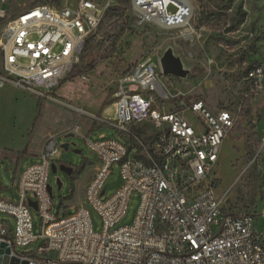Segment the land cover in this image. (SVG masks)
<instances>
[{
	"label": "built area",
	"instance_id": "built-area-1",
	"mask_svg": "<svg viewBox=\"0 0 264 264\" xmlns=\"http://www.w3.org/2000/svg\"><path fill=\"white\" fill-rule=\"evenodd\" d=\"M36 4L9 18L0 37V88L12 86L48 97L79 64L87 40L116 0H59ZM138 25L194 32L193 0H128ZM5 10L0 17H5ZM158 61L141 58L116 81L117 136L92 140L78 124L97 166L83 204L69 214L53 212L48 190L56 135L42 143L38 162L27 165L15 184L17 201L0 199V243L26 264H264V229L256 215L224 209L213 190L214 168L224 139L234 127L228 109L212 110L200 100L165 109L168 100ZM263 76L249 70L252 80ZM81 114V111H79ZM191 116V118L189 117ZM136 128V129H134ZM134 129V130H133ZM122 135V136H120ZM124 137V138H123ZM121 186L104 199L101 190L114 164ZM138 206L129 225L118 226L128 202ZM28 199L36 201L40 234L33 233ZM101 219L94 232L89 210ZM34 252L18 249L35 241Z\"/></svg>",
	"mask_w": 264,
	"mask_h": 264
},
{
	"label": "rangeland",
	"instance_id": "rangeland-1",
	"mask_svg": "<svg viewBox=\"0 0 264 264\" xmlns=\"http://www.w3.org/2000/svg\"><path fill=\"white\" fill-rule=\"evenodd\" d=\"M59 0H0V37L9 18L36 4L59 3ZM194 16L191 22L194 32L185 29L159 30L153 26L137 24L129 3L123 7V27L113 28V21L100 22L89 38L75 73L68 75L56 90L72 96L83 89L82 80L88 72L102 81L110 101L113 100L117 79L141 58L160 62L165 53L177 58L183 76L161 74L162 83L169 95L160 104L165 109H182L194 100H200L212 110L228 109L234 117V127L224 139L217 164L214 168L213 190L224 203V209L254 212L255 226L264 228V0H193ZM121 29L123 33H121ZM260 67L263 76L252 80L249 70ZM63 86V88H62ZM62 88V89H61ZM55 90V91H56ZM23 91V90H22ZM48 97H55L54 92ZM19 89L0 88V125L10 128L13 117L17 128L24 129L38 113L39 100L44 104L48 97H37ZM25 96V97H24ZM15 98L17 101H15ZM70 99L68 98L67 101ZM106 103V102H104ZM48 106L47 113L62 114V105ZM110 104V103H109ZM108 107L106 105L104 108ZM72 111V110H70ZM43 112V111H42ZM43 115V114H42ZM191 118V116L189 115ZM107 112V119L113 120ZM42 117L32 127V133L41 124ZM136 129V128H134ZM133 129V130H134ZM31 131V129H30ZM112 126L104 123L91 132L89 138L117 136ZM122 136V135H120ZM124 138V137H123ZM58 154L49 165L48 185L51 187L53 212L62 216L72 213L75 205L83 202L84 185L93 175L96 157L86 148L81 135L72 131L55 137ZM251 146L247 150L246 146ZM88 160V162L86 161ZM90 161L92 163H90ZM36 158H25L14 172L10 164L2 165L3 187L0 199L17 201L13 176ZM85 163L76 188L70 181L74 165ZM119 164L112 166L103 189L104 199L109 198L121 186ZM74 195L70 197L71 190ZM138 206L137 195H132L127 211L118 226L131 224ZM33 233L40 234V218L30 209ZM94 232H101L99 215L89 210ZM3 214H0L2 218ZM41 240L18 249L34 252Z\"/></svg>",
	"mask_w": 264,
	"mask_h": 264
},
{
	"label": "crops",
	"instance_id": "crops-1",
	"mask_svg": "<svg viewBox=\"0 0 264 264\" xmlns=\"http://www.w3.org/2000/svg\"><path fill=\"white\" fill-rule=\"evenodd\" d=\"M81 79L88 80V84L83 83V89H80L78 87V91L76 94L69 96V94H64V92H62L61 90H56L54 92L55 97H48V99L44 101V104L42 103V121L38 127L35 126L36 131L34 133L31 134V132L34 130H32L33 122L26 126L24 129H19L16 126L17 120L15 117H13L11 121L12 124L10 128L4 129L0 125V189H2L3 187L1 181L2 165L8 162L11 169H13V171L15 172L20 163H22L23 159L36 158L37 160H39L41 146L47 136H57L66 133L72 125L77 123L79 126L80 134L89 137L90 133L94 132L95 129L101 128L104 123L111 121L107 119V112L110 114L109 107L114 104L113 100L110 101L107 95L108 92L105 91V87L102 81H99L97 78L93 77L91 72H88V79H86L85 76H83ZM3 88L18 89L12 86H6ZM19 90L22 93L21 96L24 95V92L21 89ZM68 98L70 99L69 101H67ZM15 101H17L16 98ZM53 103L62 105L72 111L61 109L64 110L62 111V114L52 115V117H50L46 110L48 106H56ZM106 105H108V107L104 108ZM79 111H81V114ZM112 113L114 116V109ZM22 151H25V153L19 155ZM86 161L88 162V160ZM90 163L92 162L90 161ZM96 166L94 167L96 168ZM24 168L25 167L21 168L18 174H14L12 181L14 187L19 174ZM79 179L80 178H78L73 183L74 190ZM87 182L88 179L85 182L84 188ZM0 220L6 221L10 228L13 227L12 217L6 215L0 218Z\"/></svg>",
	"mask_w": 264,
	"mask_h": 264
},
{
	"label": "water",
	"instance_id": "water-1",
	"mask_svg": "<svg viewBox=\"0 0 264 264\" xmlns=\"http://www.w3.org/2000/svg\"><path fill=\"white\" fill-rule=\"evenodd\" d=\"M160 68L163 74H170L175 76L185 75V71L181 68V65L177 58L173 57L170 52L165 53L160 59ZM51 193V187H48ZM102 194V193H101ZM28 205L33 209H37L36 201L28 199ZM0 264H26L20 262L17 256L11 254V249L5 243H0Z\"/></svg>",
	"mask_w": 264,
	"mask_h": 264
},
{
	"label": "trees",
	"instance_id": "trees-1",
	"mask_svg": "<svg viewBox=\"0 0 264 264\" xmlns=\"http://www.w3.org/2000/svg\"><path fill=\"white\" fill-rule=\"evenodd\" d=\"M119 3H121L122 5H126L128 3V0H117ZM123 7L122 6H111L110 8H108V10L106 11V13L104 14L101 23L104 22L105 20L108 21H113V28H119L120 26L123 27ZM101 25V24H100ZM121 33H123V30L121 29ZM89 40H87L86 45L88 44ZM77 68V66H75V68L71 71L70 75H72L71 77H76L79 76L81 74L75 73V69ZM37 107H38V113L35 116L34 120H33V126L34 124L38 121V119L41 117L42 115V110H43V104L41 102V100L38 101L37 103ZM247 150H251V146H246ZM25 153V151H22L19 155ZM85 168V163L81 162L78 165H74V171L70 176V181L73 183L75 180L78 179V177L80 176L81 172L83 171V169ZM73 188L70 192V197L73 196Z\"/></svg>",
	"mask_w": 264,
	"mask_h": 264
},
{
	"label": "bare ground",
	"instance_id": "bare-ground-1",
	"mask_svg": "<svg viewBox=\"0 0 264 264\" xmlns=\"http://www.w3.org/2000/svg\"><path fill=\"white\" fill-rule=\"evenodd\" d=\"M161 81H162V80H161ZM113 109H114V105H111V106L109 107V111L112 113Z\"/></svg>",
	"mask_w": 264,
	"mask_h": 264
}]
</instances>
